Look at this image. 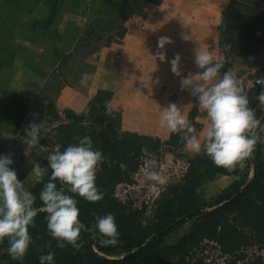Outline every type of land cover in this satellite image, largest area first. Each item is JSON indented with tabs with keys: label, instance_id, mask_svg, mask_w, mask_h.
I'll return each mask as SVG.
<instances>
[{
	"label": "trees",
	"instance_id": "trees-1",
	"mask_svg": "<svg viewBox=\"0 0 264 264\" xmlns=\"http://www.w3.org/2000/svg\"><path fill=\"white\" fill-rule=\"evenodd\" d=\"M8 1L14 2V0ZM239 6L242 7V4L238 1H230L225 15L227 21L231 22L232 18L241 15ZM243 8L248 14L258 13L256 15L260 16L261 22H264L262 8L256 9L245 5ZM120 34L124 37L126 29ZM221 65L226 69L230 67L226 63ZM243 87L248 94L249 107L261 122L264 119V106L260 105L255 97L264 86L254 84L251 87L246 85ZM101 94H105L106 101H110L113 96L111 90L100 89L96 98L103 99ZM3 103L1 106L4 107V111H8L6 116L14 119L16 131L19 132L21 128L24 131L25 126L22 127V123L28 125L33 120L31 116L28 117L31 99L17 95L6 99ZM35 109L41 112L46 110V114H54L56 103L50 100L46 105L33 106L32 110ZM67 114L72 119V122L65 125L68 131L63 135L59 132L57 140L47 145L48 150L45 154L51 152L56 144H60L63 151L67 146L77 143L74 137L90 136L93 147L100 150L104 157L96 176V185L103 193V198L93 203L78 194L69 193L77 200L80 210L78 218L83 226L78 249L71 244L63 248L57 247V241L48 234L45 219L47 214L40 211L35 217V226L29 227L32 241L23 260L11 258L7 251L9 245L5 239L0 242V264H40V255L48 252L54 253L55 264H219L208 262L203 257L197 258L195 262L189 258L191 248L206 240L216 242L221 251L230 257L224 264H238L240 261H243L242 264H264L262 254L247 259L243 252L253 241L264 248V146L258 139L252 154L247 157L248 166L244 172L238 162L233 168L225 169L217 167L204 152L198 155L195 161L188 165L182 182L173 187L170 195H164L160 199L154 221L144 225L143 211L131 207L118 198L115 195V188L120 183H134V174L139 169L143 157L158 150L162 145L161 140L131 131L119 133L121 115L117 111H112L108 119L107 125L118 121L108 129L113 132L111 136L106 134L107 132L104 133L103 128L100 131L97 126L84 124L83 115L71 110H68ZM60 128L62 129L61 126ZM252 131L255 134L256 129ZM21 142L23 136L0 141V153H3L4 149L11 150L20 146ZM163 143L184 145L180 133H172L169 140ZM143 149L147 152L142 151ZM23 167L24 170L29 171L33 164L25 163ZM250 169H252L251 175H249ZM49 174L30 189L36 196L34 206L37 208L42 206L39 195ZM218 174H240L241 177L228 188L217 193L212 200H204L199 194V188L205 180L214 179ZM108 213L114 215L120 233L119 243L115 246L101 245L102 237L95 228L96 217ZM190 220H193L192 226L177 241L164 242L167 234L178 230ZM166 228L168 230L161 233ZM132 252L134 253L130 254Z\"/></svg>",
	"mask_w": 264,
	"mask_h": 264
},
{
	"label": "rangeland",
	"instance_id": "rangeland-1",
	"mask_svg": "<svg viewBox=\"0 0 264 264\" xmlns=\"http://www.w3.org/2000/svg\"><path fill=\"white\" fill-rule=\"evenodd\" d=\"M93 1L95 2L94 15L92 18L90 17V20L85 21L81 25V28L77 32L78 37L73 49L63 53L58 65L54 64L51 66L48 71L49 74L46 73L45 78L34 88L35 94L33 98H31L28 117L31 116L36 122H40L41 120L45 121L47 132L44 134V137L41 138L38 144L30 145L27 143L25 137V129L23 131L21 128L19 132L12 130V133L6 131L3 132V138L23 136V142H21L20 146L12 148L11 150L4 149L2 151L5 154H12L14 164L11 165V167L17 171L18 178L24 182V186L30 187L35 180L29 178L31 177V170L26 171L23 166L25 163H32L33 165L39 163L41 165L42 162L45 163L42 164L43 166L41 165L42 168L47 165L48 162L46 157L48 154L46 155L45 152L48 150V146L57 140L59 132H62L63 135V133L68 131V128L65 125H68V122H72V119L68 117V110H71L78 115H83L84 124L97 126L100 131L101 128H103V132H107L106 134H109L110 136L113 132L108 129H111V127L116 125L118 121H113L110 125H107L109 115L112 111L119 112L121 115L119 118L121 123V129L118 130L119 133L131 131V128L132 130L135 128L138 131L131 132H136L140 135H148L155 139L159 138L162 142V145L158 150L143 157L139 169L134 174V183H120L115 188V195L118 198L131 205V207L139 208L143 211L142 221L144 225H147L154 221L160 199L164 195H170L173 192V187L182 182V177L190 162L195 161L198 155L203 154V150H201L200 153L195 151H185L184 145L175 146L163 143L169 140L172 132H166L163 134L159 129L156 131V128H161L159 121L160 112L170 103L177 104L182 112L185 111L183 114L186 115L188 123L193 129V132L190 135H195L197 137L202 136L203 131L208 124V118L206 113H204L205 115H202L203 113L201 114L196 97L193 96L188 89L181 88V78L188 75L186 64L189 60L188 53H180L182 60L180 61L181 75L179 79L176 78L178 77L177 75H174V78L173 76H169L170 74H174L171 71L170 63L171 59L174 58L173 53L167 52V59L162 62H158V57L155 58L154 56V59H157L155 61L158 62L156 65H158L157 67L159 70H157L156 67L149 66L151 69L149 71L153 72L155 70L156 73H163L164 81L161 83L163 86L158 88V93L154 88L152 90V95L150 92L151 88L154 86L151 85V88H149V81V83L141 84V87H146L137 93L132 92L135 94H131V97H129L128 91L125 87V80L129 78V76L126 75L131 73L135 75L136 73H139V76L142 78H145V76L148 75L145 66L142 67L139 65L133 69H123L124 75L122 74L120 76L121 83H116L118 88L117 91L123 93L122 90H124L126 92V96L124 93L121 100H126V107L130 108H128L129 110L125 109L124 113L113 107H111L112 110L110 112L106 110V103L111 106V99L110 101H106L105 94L100 95L103 97V99L100 100L97 99L96 96L100 91V89L97 90V86L100 85V82L108 76L109 72H111V69H108V67H111V64H108L105 61L108 49L116 46V49L111 51L116 55L112 54V57H114L116 61L118 60V62H122L125 54L124 45L126 44L129 32H174V30L180 28V22L170 18V6L164 4L165 0ZM230 1L231 0H227V5L225 7L226 11L229 8ZM236 1L242 4V7H238L241 15L232 18L231 22L227 21L226 16H224L222 28L220 32H216L219 35L215 38V41L219 38V42L215 43L218 44L221 55H219V53L213 55V63H226L230 65V67L227 69L221 67L213 82H218V80L222 78L223 72H220L221 70L226 71L232 69L237 77L239 76L240 70H243L245 75L246 73L251 72V70L252 72H255L264 66V22H261L260 16L256 15L258 13H249L252 14L249 15L243 8V5H245L258 9L260 8L258 6H264V0ZM152 10L154 11L152 12ZM133 12H136V14H133ZM150 13L155 15L147 18ZM138 17H141L139 21L133 19ZM182 17L183 16L179 19L180 21L191 23L188 21L189 17L185 19ZM124 29H126V34L124 37H121L120 32H123ZM240 30H244V32H240ZM68 35L70 36V32H68ZM45 37H48L47 33L43 38ZM136 39V48L140 49L142 48L141 46H144L146 49V44H143L139 39V33L135 36V40ZM36 46L40 48L38 44ZM119 55H121V57H118ZM222 57L224 58V61H214V59L217 60ZM148 60L150 61L149 58ZM77 61H82V65L77 67ZM149 64H152V62L150 61ZM232 65H234V68ZM118 68L119 67H117V69ZM41 71L38 70L39 73ZM112 71L114 72V69ZM85 72L89 74L90 78L87 84H81V75ZM124 78L125 80H123ZM173 79H175V81ZM141 87L138 86V90ZM82 88H85L86 90L84 95L78 91ZM50 100H53L54 103H56V113L46 114V110H44V112H41L38 109L32 110L33 106L37 104L46 105ZM1 108L2 112H0V115L2 116L0 117H3L1 119H4V125L7 124V126H10L9 123L15 125L14 119H10L6 116L8 111L5 112L3 106H1ZM141 113L144 116L147 113V117L150 115V118L148 119V124L150 125L148 133L143 132L145 129L140 125V120H138L141 119ZM199 115H202L200 116V121H198ZM132 120L136 123V125L134 124L136 127L130 123ZM23 126H27L25 122L22 123V127ZM2 140L4 139L0 136V141ZM149 169L155 170L161 175L164 178L165 183L161 185L146 180L144 177V171ZM49 171L46 170L45 175L49 174ZM221 186L219 185V181L215 182L213 180H207L199 188V194L204 200L210 201L215 198L216 194L221 189ZM192 223L193 220H190L178 230L167 234L164 238V242L173 243L177 241L190 229ZM243 252L246 254L247 259L260 254H262L264 259V248L259 247L255 241L245 248ZM227 256L228 255L221 251L216 242L206 240L200 245L191 248L189 258H192L193 262H195L197 258L203 257L208 262L224 264L227 258H230ZM242 262L243 261H240L238 264H242Z\"/></svg>",
	"mask_w": 264,
	"mask_h": 264
},
{
	"label": "clouds",
	"instance_id": "clouds-1",
	"mask_svg": "<svg viewBox=\"0 0 264 264\" xmlns=\"http://www.w3.org/2000/svg\"><path fill=\"white\" fill-rule=\"evenodd\" d=\"M184 40L191 39L183 35ZM171 43V38L161 36L157 47L164 49ZM161 61L167 59V53L156 54ZM181 56L177 53L171 59V71L181 75ZM194 62L198 69L181 78V88L188 89L196 97L200 109L207 114L208 124L202 136L190 135L193 132L186 115L175 103H170L160 112L159 121L172 133H180L185 151L203 152L217 166L225 169L233 168L237 162L249 157L256 144V129L260 121L249 107L248 94L234 71L229 69L223 73L218 82L220 63H213V55L208 50L197 47L194 51ZM90 76L87 72L81 75V84H87ZM255 83L264 86V77H257ZM264 106V87L255 97ZM106 110L111 106L106 103ZM47 132L44 120H32L25 127L27 143L36 145ZM77 143L61 150L56 144L48 153L47 165L43 168L39 163L33 165L30 175L39 183L49 171L47 182L43 184L39 199L42 206H34L36 196L24 186L18 178L17 171L11 167L14 164L12 154L0 153V242L7 239L8 254L13 260L22 261L32 237L29 227L35 226L38 212H46L48 234L57 241V247L63 248L71 244L79 248L78 243L82 229L79 220V208L74 196L78 194L89 202H98L103 193L96 185L98 167L103 161V153L93 147L90 136L74 137ZM142 151L147 152L146 149ZM144 177L148 181L164 184V178L155 170H145ZM95 228L102 237L101 245L115 246L119 243L120 233L113 214L108 213L96 217ZM40 264H55L54 253L48 252L39 257Z\"/></svg>",
	"mask_w": 264,
	"mask_h": 264
},
{
	"label": "crops",
	"instance_id": "crops-1",
	"mask_svg": "<svg viewBox=\"0 0 264 264\" xmlns=\"http://www.w3.org/2000/svg\"><path fill=\"white\" fill-rule=\"evenodd\" d=\"M92 1L93 0H14V2L11 3L8 0H0V108L6 99L13 98L17 95L29 99L33 98L35 86L41 83L46 73L49 74L48 71L51 66L54 64L58 65L63 53L73 49L78 37L77 32L81 28V25L85 21L90 20V17H93L95 2ZM164 4L170 6V18L180 22L179 29L174 30V32H129L126 44L124 45L125 54L123 56V61L118 62V60L116 61L114 57H112V54L115 53L111 51L116 49V46L109 48L105 56V61L111 64V67H108V69H111V72L100 82V85L97 86V90L110 89L113 92L111 107L123 113L125 109L129 110L128 108H130L126 107V100H121L124 93L126 96V92L124 90H122L123 93L117 91L118 88L116 83H121L120 76L124 72L123 69H133L139 65L142 67L145 66L147 68L146 73L148 74L145 78L139 76V73L135 75L131 73L126 75L129 76L128 79L125 80L124 78L123 80L126 82L125 87L129 97H131V94L134 95L145 88L146 86L141 87V84L147 83L148 81L150 82L149 88H151V85L154 86L151 88L150 92L152 95V90L155 88V91L158 93V88L163 86L161 83L164 81L163 73H156L155 70L153 72L149 71L151 70V66L159 70L156 64L162 61L156 55L158 52L166 50V53H173V57L177 53H188L189 60L188 62L186 61L188 74L190 72L196 73L201 71L196 67L194 62V51L197 47L201 50H208L212 55L217 53L221 55L218 44L215 43L219 42V38L216 41L215 38L219 35L216 32H220L223 18L227 13L225 10L227 0H165ZM258 7L264 10V6ZM153 11L154 10H152V12ZM154 15L155 14L150 13L147 18L153 17ZM181 16H183V19L189 17L188 21L191 23L180 21L179 19ZM133 19L139 21L141 17ZM68 32H70V36ZM46 33L48 37L43 38ZM138 33L140 41L146 44V49L144 46H141L142 48L140 49L136 48L137 39L135 40V36H137ZM183 35H188L191 39L184 40L182 38ZM161 36H168L171 38V43L166 44L164 49H159L157 47V41ZM37 44L40 48L36 46ZM154 56L155 58L158 57V62L155 61L157 59H154ZM118 57H121V55ZM148 58L152 64H149L150 61ZM223 59L222 57L221 59H214V61L220 62ZM82 63V61H77V67L82 65ZM117 67L119 68L117 69ZM232 67L234 68V65H232ZM113 69L114 72L112 71ZM38 70L42 71L39 73ZM263 71L264 66L255 72L251 70V72L245 75L244 71L240 70L237 79L243 85H248L250 87L254 77ZM220 72L224 73L225 71L221 70ZM174 75L175 74H170L169 76H173L174 78ZM179 77L180 76L176 78L179 79ZM173 80L175 81V79ZM138 86L141 87L139 90ZM78 91L83 95L84 92L86 93L85 88ZM1 110L2 108L0 112H2ZM200 110L201 114L203 113L202 115H205L204 113L206 112L202 109ZM184 112L185 111L182 113ZM202 115H199L198 121H200L199 119ZM140 117L141 119L138 120H140V125L145 129L143 132L148 133L150 127L148 119L150 115L147 117V113L145 116L141 113ZM1 118L3 117H0V136L2 139H9V137L3 138V132L7 131L8 133H12V130H16L15 125L7 122L10 126L5 124L6 127L4 125V119ZM130 123L136 125L133 120L130 121ZM135 125L134 127H136ZM158 129L163 134L170 132L166 127L161 126V128H156V131H158ZM131 131L138 130L135 128L132 130L131 128ZM255 135L259 143L264 146V119L257 126ZM238 165L242 172H244L245 168L247 169L248 166L247 158L239 161ZM251 174L252 169H250L249 175ZM240 177V174H218L214 179L208 180H213L215 182L219 181V185H222L221 189L218 191L219 193L228 188ZM29 178L34 179L32 175ZM36 183L37 182H34L30 187L26 188L30 190Z\"/></svg>",
	"mask_w": 264,
	"mask_h": 264
},
{
	"label": "built area",
	"instance_id": "built-area-1",
	"mask_svg": "<svg viewBox=\"0 0 264 264\" xmlns=\"http://www.w3.org/2000/svg\"><path fill=\"white\" fill-rule=\"evenodd\" d=\"M257 77H264V71L261 72V73H259V74H257V75L254 77L251 86H253L254 84H256L255 81H256V78H257ZM246 86L249 87L248 85H246ZM251 86H250V87H251Z\"/></svg>",
	"mask_w": 264,
	"mask_h": 264
},
{
	"label": "water",
	"instance_id": "water-1",
	"mask_svg": "<svg viewBox=\"0 0 264 264\" xmlns=\"http://www.w3.org/2000/svg\"><path fill=\"white\" fill-rule=\"evenodd\" d=\"M168 230V228H166V229H164L161 233H163L164 231H167ZM156 236V235H155ZM154 236V237H155ZM90 242L92 243V241H91V239H90ZM134 252H132V253H130V254H133ZM130 254H128V255H130Z\"/></svg>",
	"mask_w": 264,
	"mask_h": 264
}]
</instances>
